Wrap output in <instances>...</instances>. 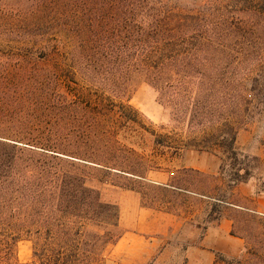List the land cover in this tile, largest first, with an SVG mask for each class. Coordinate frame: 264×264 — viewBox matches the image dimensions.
Returning a JSON list of instances; mask_svg holds the SVG:
<instances>
[{
  "label": "rangeland",
  "instance_id": "obj_1",
  "mask_svg": "<svg viewBox=\"0 0 264 264\" xmlns=\"http://www.w3.org/2000/svg\"><path fill=\"white\" fill-rule=\"evenodd\" d=\"M119 1L0 0V62L11 78L1 86H14L16 97L4 105L7 124L0 132L25 139L17 142L18 179L32 183L36 167H46L52 175L81 167L103 200L119 206V227L111 229L117 241L97 264H202L206 231L222 218L232 219L231 233L245 238L237 255L215 253L217 264L239 258L262 264L249 254V247L264 257V216L229 204L245 203L252 193L264 195V92L253 90L250 79L263 64L264 46L252 48L248 63L238 46L220 53L224 41L223 46L213 44L206 61L186 66L180 56L189 39L195 43L213 27L249 22L241 11L252 7V1L149 0L137 8L135 22L126 12L123 30L130 25L148 28L165 8L175 12L178 57L173 65L166 59L159 62L169 79L160 84L164 92L136 76L123 82L122 97L115 98L110 90L102 93L86 81L68 82L64 57L71 49L79 54L83 46H94L90 29L102 23L112 28L116 7L132 5L131 0H121L123 5ZM70 22L81 32H71ZM121 50L118 46L120 58L114 67L133 70L137 60L123 59ZM140 50L141 45H132L124 55L135 56ZM186 67L193 75L183 74ZM119 101L133 108L136 121L120 122L114 108ZM226 123L235 127L236 167L245 182L234 184L235 161L218 149L221 140L210 136ZM73 155H93L101 164H84ZM109 162L145 177L108 171ZM157 185L167 188L155 191ZM211 213L218 219L209 222ZM86 231V239L102 233L92 223ZM86 239L84 245L90 242ZM34 250L33 238L18 240L10 264H39Z\"/></svg>",
  "mask_w": 264,
  "mask_h": 264
},
{
  "label": "trees",
  "instance_id": "obj_2",
  "mask_svg": "<svg viewBox=\"0 0 264 264\" xmlns=\"http://www.w3.org/2000/svg\"><path fill=\"white\" fill-rule=\"evenodd\" d=\"M131 1L132 5L128 9L122 6L116 7L112 28L107 29V26L102 23L97 28L90 29L93 47L83 46V51L79 54L71 49L65 55V72L68 82L86 81L102 93L110 90L115 98H121L123 82L141 76L151 82L161 93L164 92L160 84L164 80H169L168 74L160 71L158 66L163 59L169 61L168 65H173L177 61L178 56L174 54L177 37H173L175 34L173 26H178L179 18L175 12L165 8L162 11L163 15L156 16L152 21L153 25L151 23L148 28L130 25L123 30L121 27L126 12L130 17V22H135L137 8L141 3L149 0ZM250 1L253 6H246L241 11L250 19L249 22L246 21L241 27H235L229 23L221 29L213 27L210 32L205 31L204 34L197 36L195 43L189 39L186 49L180 55L183 56V63L188 66L194 64L197 59L202 61L211 59L206 56L213 48V44L223 46V41L224 46L219 49L220 53L235 50L233 47L238 46L240 53H237L245 63L250 62L252 48L257 45L264 46V0ZM119 3L123 2L120 0ZM68 26L71 32L73 30L77 33L81 32L75 22H70ZM183 26L190 29L187 23ZM221 33H225L226 36H220ZM136 44L141 45L143 52L140 50L135 56L124 55L130 46ZM118 46H121L122 50L119 54L123 59L133 61L135 58L137 60L133 70L122 71L114 67L116 60L120 58L117 55ZM261 62L263 64H260L259 72L250 79L253 90H260L263 93L264 58ZM4 67H6L5 62L1 61L0 127L7 124L3 115L4 105L16 99L14 86L9 84L1 86L5 84V81L11 80ZM183 74L193 75L190 67H186ZM75 77H79L80 80L75 81ZM102 93L98 98L101 106L106 100ZM114 108L120 122L126 124L136 121L133 117L136 113L130 105L119 101ZM210 136L218 137L221 140L217 145L218 149L224 155L232 156L231 159L235 161L232 166L235 170L232 175L234 184L245 182L246 177L241 175V169L236 167L238 153L235 149L234 125L222 124V127L216 128ZM24 140V138L0 132V264H10L14 259L16 242L27 237L34 240V255L39 264H97L102 260L105 249L117 241V236L111 229L119 227V206L103 200L100 190L92 184V180L84 170H81V167H76L75 171H60L55 175H52L46 167H36L32 183L20 181L18 179L21 173L17 142ZM206 150L210 151L208 147ZM73 157L94 167L101 164L98 162L99 159L93 155L84 158L76 155ZM108 164L106 165L109 167L108 171L114 169L123 173H131L139 178L145 177L143 173L118 168L116 163L110 164L109 162ZM245 173H248L247 169ZM166 188L161 185L153 187L155 191ZM217 219L218 217H212V213L210 214L209 222ZM89 223L94 224L102 233H94L91 238L86 239V227ZM84 239L90 242L84 245L82 242ZM249 254L264 264V257L258 249L249 247ZM223 260L226 261V259ZM217 263L218 260L214 264ZM226 263L249 264V261L246 258H239L228 260Z\"/></svg>",
  "mask_w": 264,
  "mask_h": 264
},
{
  "label": "crops",
  "instance_id": "obj_3",
  "mask_svg": "<svg viewBox=\"0 0 264 264\" xmlns=\"http://www.w3.org/2000/svg\"><path fill=\"white\" fill-rule=\"evenodd\" d=\"M190 167L197 168L196 165ZM248 196L249 200L245 203H231L229 205L264 216V195L252 193ZM164 215L173 217L169 213ZM232 223V219L222 218L216 225H212L207 229L202 241L203 252L206 257L202 264H214L217 260L215 253L223 252L237 255L242 250L244 238L231 233Z\"/></svg>",
  "mask_w": 264,
  "mask_h": 264
}]
</instances>
